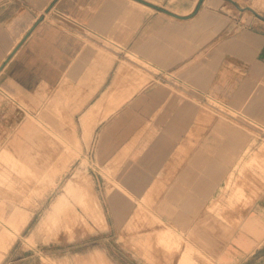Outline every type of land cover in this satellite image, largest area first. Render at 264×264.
I'll use <instances>...</instances> for the list:
<instances>
[{
  "label": "crops",
  "instance_id": "1",
  "mask_svg": "<svg viewBox=\"0 0 264 264\" xmlns=\"http://www.w3.org/2000/svg\"><path fill=\"white\" fill-rule=\"evenodd\" d=\"M247 1L0 0V159L39 161L45 138L77 137L99 192L142 199L178 177L164 202L187 204L185 179L214 188L235 131L201 101L264 126V8L246 16Z\"/></svg>",
  "mask_w": 264,
  "mask_h": 264
},
{
  "label": "rangeland",
  "instance_id": "2",
  "mask_svg": "<svg viewBox=\"0 0 264 264\" xmlns=\"http://www.w3.org/2000/svg\"><path fill=\"white\" fill-rule=\"evenodd\" d=\"M242 6L263 9L264 0H248ZM242 12L253 17L250 11ZM201 108L204 116L234 127L235 138L233 144L217 145L212 172L218 174V182L214 188L201 193L187 179L178 186L186 193L187 204L174 201L181 196L174 192H171L174 200L164 202L169 188L176 189L178 177L168 178L164 191L142 199L125 192H99L96 178L82 175L79 169L82 154L76 151L77 137L69 140L70 146H66L64 137L51 138L53 144L46 138L47 145L43 142L41 146L43 160H16L12 155L0 159V240L14 236L12 230L18 233L3 253L0 264H264V126L245 120L216 100H202ZM243 174L250 175L252 184L237 188ZM197 179L199 183L200 178ZM77 184L87 188L92 199L84 197L79 202L78 192L67 193L68 188ZM61 196H67L70 201L69 216L53 214L52 207ZM165 203L174 214L186 216L184 225L161 211ZM16 212L14 222L12 217ZM217 215L222 233L208 236L205 233L213 231L210 222ZM3 223L9 228H3ZM169 226L180 236L170 238L166 230ZM216 231L219 233V229ZM192 233L197 237H191Z\"/></svg>",
  "mask_w": 264,
  "mask_h": 264
},
{
  "label": "bare ground",
  "instance_id": "3",
  "mask_svg": "<svg viewBox=\"0 0 264 264\" xmlns=\"http://www.w3.org/2000/svg\"><path fill=\"white\" fill-rule=\"evenodd\" d=\"M106 97V96H105ZM107 102V101H106ZM101 105H103L102 103H101ZM99 106V105H98ZM101 107V106H100ZM99 107V108H100ZM93 110V109H92ZM95 110V109H94ZM97 110V109H96ZM78 112V111H77ZM106 112V111H105ZM68 114V113H67ZM76 114V113H75ZM106 114H108V113H106ZM74 115V114H73ZM98 115V114H97ZM52 116V115H51ZM59 120V119H58ZM60 123V122H59ZM76 123V122H75ZM61 124V123H60ZM59 126V125H58ZM61 126H63V125H61ZM66 125H64V128H66L65 127ZM237 126V125H236ZM73 129H74V127H73ZM70 131V130H69ZM69 131H67V134H68V132ZM64 132V131H63ZM71 132V131H70ZM41 134V133H40ZM47 134H48V132H47ZM47 134H45V135H47ZM66 134V133H65ZM75 134V133H74ZM42 135H44V133L42 134ZM44 135V136H45ZM49 135H51V134H49ZM49 135H47V136H49ZM70 135V134H69ZM46 136V137H47ZM52 136V135H51ZM71 136V135H70ZM42 137V136H41ZM49 138V137H48ZM68 138V137H67ZM66 138V139H67ZM46 139V138H45ZM50 139H51V137H50ZM50 139H48V143H52L53 142V140L52 139H54V138H52L51 140ZM69 139V138H68ZM41 140V139H40ZM55 140H57V139H55ZM61 140V139H60ZM64 140V139H63ZM41 141H43V140H41ZM52 141V142H51ZM58 141V140H57ZM47 142V141H46ZM45 142V145H47V143ZM71 142V141H70ZM40 143V142H39ZM54 143H55V141H54ZM58 143V142H57ZM41 144V143H40ZM53 144V143H52ZM39 145V144H38ZM44 145V146H45ZM41 146V145H40ZM40 146H39V148H40ZM43 146V145H42ZM55 146H56V144H55ZM69 146H70V144H69ZM264 146V145H263ZM48 147V146H47ZM57 147H59L58 145L56 146V148ZM61 148H59V149H62V147L63 146H60ZM55 148V149H56ZM41 149V148H40ZM48 149V148H47ZM54 149V148H53ZM53 149H52V151H53ZM65 149H67V147L65 148V145H64V150ZM48 150H50V149H48ZM57 150H58V148H57ZM41 151H43L42 149H41ZM45 151V150H44ZM55 152H57L56 150H54ZM35 152V151H34ZM48 152V151H47ZM60 152H62L61 150H60ZM38 153H39V151H38ZM49 153H50V151H49ZM59 153V152H58ZM58 153L57 154H54V155H58ZM32 154V153H31ZM47 154V153H46ZM60 154V153H59ZM62 154V153H61ZM43 155H45L44 153H43ZM50 155H51V153H50ZM53 155V154H52ZM39 156H41L40 155V153H39V155H38V157ZM46 156V155H45ZM35 157L37 158V156L35 155ZM42 157V156H41ZM55 157V156H54ZM258 157V156H257ZM34 158V157H33ZM35 158V159H36ZM51 158H53V157H51ZM56 159H57V157H55ZM264 158V157H263ZM42 158H40V160H41ZM44 159V158H43ZM42 159V160H43ZM54 159V158H53ZM52 160V159H51ZM259 160V162H260V159H258ZM37 161V160H36ZM46 161V160H45ZM48 162H49V160H48ZM53 162H54V160H53ZM250 162H252L251 160H250ZM36 163V162H35ZM43 163H44V161H43ZM47 163V162H46ZM45 163V164H46ZM37 164V163H36ZM40 164V163H39ZM52 164V163H51ZM41 165V164H40ZM252 165H253V163H252ZM256 165V164H255ZM46 166H48V165H46ZM256 167V166H255ZM49 168V167H48ZM261 171V170H260ZM63 172V171H62ZM258 172V171H257ZM262 172V171H261ZM56 173V172H55ZM58 173V172H57ZM56 173V174H57ZM246 173H248V172H246ZM249 173H251L250 171H249ZM259 173V172H258ZM62 174V173H61ZM252 174H255L254 172L252 173ZM57 175H59V174H57ZM249 175V174H248ZM247 174H243V175H241V177H240V182H239V184H237L236 185V187L237 188H244V187H246L247 186V184L248 183H251V180L249 179V176H248ZM256 175V174H255ZM254 175V176H255ZM252 176V175H251ZM262 177V176H261ZM264 177V176H263ZM260 178V177H259ZM55 179H56V177H55ZM253 179V178H252ZM254 180V179H253ZM111 181V180H110ZM260 181H262L263 182V179L262 180H260ZM256 182V181H255ZM119 183V182H118ZM252 184V183H251ZM72 186V185H71ZM122 186V185H121ZM86 188V187H85ZM122 188V187H121ZM121 190V189H120ZM72 192H78V195H77V197H76V200L77 201H79V202H82V198H84V197H89L90 196V198L92 199V195L88 192V189L86 188V189H83V187H79L78 186V184H77V186H72V187H70V188H68V191H67V193L68 194H71ZM81 192H84V195H81ZM243 192V191H242ZM239 193H240V191H239ZM127 195V194H126ZM67 196H70V195H67ZM67 196H61V197H59L58 199H57V201H56V203L53 205V207H52V211H53V214H56V215H62V213H64V216H69L70 215V213H71V204H70V201L68 200V197ZM140 205H142V204H140ZM144 206H146V205H144ZM154 206V205H153ZM152 206V207H153ZM147 208V207H146ZM136 209H140V208H136ZM149 209V208H148ZM144 210V209H143ZM154 210V209H153ZM161 211L162 212H164V213H166V211L165 210H163V209H161ZM136 212V211H135ZM145 212H147V211H145ZM225 212H226V210H225ZM121 213V212H120ZM142 213V212H141ZM147 213H149V212H147ZM155 213V212H154ZM167 214V213H166ZM231 214V212L229 213V215ZM235 213H233V215H234ZM17 215H18V213L16 212V213H14V216L12 217V219H13V221L15 222V218L14 217H16L17 218ZM226 215V214H225ZM156 216V215H155ZM117 217V216H116ZM154 217V216H153ZM219 215H217L216 216V218L213 220V222L211 221L210 222V224H211V227H212V229H213V231L212 232H210V233H205V234H207L208 236H218L219 234H221L222 233V231L220 230L222 227L220 226L221 225V223H220V220H219ZM224 217V216H223ZM237 217V216H236ZM53 217H51V219H52ZM148 218V217H147ZM161 219V218H160ZM222 219V218H221ZM227 219V218H226ZM229 219V218H228ZM101 221L102 220H100L99 221V223L101 224ZM145 221V220H144ZM234 221V220H233ZM103 223V226H105V222H102ZM138 223V222H137ZM144 223V222H143ZM139 224V223H138ZM142 224V223H141ZM162 224V223H161ZM222 225H224V224H222ZM19 226H20V223H19ZM160 226V225H159ZM162 226V225H161ZM165 226V225H164ZM224 226H226V225H224ZM3 228H9V226H7L6 224H4L3 223ZM156 229H157V231H158V228L157 227H155ZM227 228H229V227H227ZM147 229V228H146ZM149 229V228H148ZM153 229V228H152ZM151 229V230H152ZM216 229H219V233L216 231ZM225 229V228H224ZM223 229V230H224ZM15 230H18V229H15ZM144 230V229H143ZM151 230H150V232H151ZM167 235L171 238V236H180L179 234V232L177 231V230H175L174 228H172L171 226H169V227H167ZM204 230V229H203ZM3 231V230H2ZM13 232H14V236L12 235V236H6V237H3L1 240H0V261H1V259H2V256H3V253L8 249V247H9V245H10V243H11V241L14 239V237H16L17 235H18V233H16L14 230H12ZM141 231V230H140ZM227 231H229V230H227ZM11 232V231H10ZM137 233V232H136ZM142 233H144V232H142ZM194 233V232H193ZM193 233L191 234V237H197V236H195V234H194V236H192L193 235ZM233 233H234V230H233ZM141 234V233H140ZM151 234V233H150ZM154 234V233H153ZM158 234V233H157ZM185 234V233H184ZM226 234H228V233H226ZM16 235V236H15ZM233 235V234H232ZM232 235L230 236V237H232ZM190 236V235H189ZM223 236V235H222ZM161 237V236H160ZM190 237V238H191ZM154 238V237H153ZM178 238H180V237H178ZM148 239V238H147ZM185 239H187V238H185ZM206 239V238H205ZM189 240V238L187 239V241ZM198 240V239H197ZM200 240H202V239H200ZM200 240H198V241H200ZM183 241V240H182ZM155 242V241H154ZM184 242V241H183ZM190 242V241H189ZM180 243H182L181 241H180ZM188 243V242H187ZM192 243V242H191ZM194 243V242H193ZM192 243V244H193ZM201 243H203L202 241H201ZM185 244V243H184ZM192 244H189V245H192ZM195 244V243H194ZM193 244V245H194ZM159 245V244H158ZM182 245V244H181ZM185 245H187V244H185ZM198 245V244H197ZM179 246H180V244H179ZM199 246V245H198ZM146 247V246H145ZM186 247V246H185ZM189 248H191V247H189ZM193 248V247H192ZM176 251V250H175ZM174 251V252H175ZM178 251V250H177ZM196 251V250H195ZM165 252V251H164ZM178 252H180V251H178ZM175 253H177V252H175ZM167 254V253H166ZM174 254V253H173Z\"/></svg>",
  "mask_w": 264,
  "mask_h": 264
},
{
  "label": "water",
  "instance_id": "4",
  "mask_svg": "<svg viewBox=\"0 0 264 264\" xmlns=\"http://www.w3.org/2000/svg\"><path fill=\"white\" fill-rule=\"evenodd\" d=\"M244 10H246V11H250V12H252L253 14H255L256 16H259L257 13H256V11H254L252 8H250V7H246V8H244ZM260 17V16H259Z\"/></svg>",
  "mask_w": 264,
  "mask_h": 264
}]
</instances>
